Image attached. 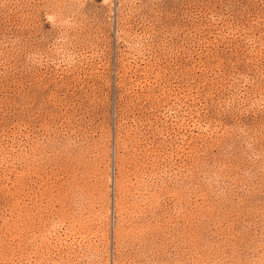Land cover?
<instances>
[{
	"label": "rangeland",
	"instance_id": "1",
	"mask_svg": "<svg viewBox=\"0 0 264 264\" xmlns=\"http://www.w3.org/2000/svg\"><path fill=\"white\" fill-rule=\"evenodd\" d=\"M0 264H264V0H0Z\"/></svg>",
	"mask_w": 264,
	"mask_h": 264
}]
</instances>
